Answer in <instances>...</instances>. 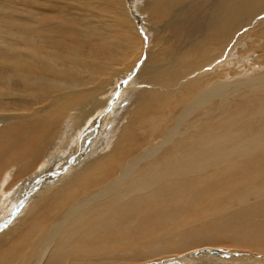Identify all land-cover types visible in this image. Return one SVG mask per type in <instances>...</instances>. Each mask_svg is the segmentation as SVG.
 <instances>
[{"label":"bare ground","instance_id":"6f19581e","mask_svg":"<svg viewBox=\"0 0 264 264\" xmlns=\"http://www.w3.org/2000/svg\"><path fill=\"white\" fill-rule=\"evenodd\" d=\"M122 84L0 264H264V0H0V193L41 183Z\"/></svg>","mask_w":264,"mask_h":264},{"label":"rangeland","instance_id":"374dc122","mask_svg":"<svg viewBox=\"0 0 264 264\" xmlns=\"http://www.w3.org/2000/svg\"><path fill=\"white\" fill-rule=\"evenodd\" d=\"M130 5H132V0H130ZM143 31H144V38H139V42H138V40H137V38H136V36H134L133 37V44H134V46L135 47H138V45L140 44V46H141V48L145 51V49H147L148 50V52H150L154 47H155V41H153V40H150L149 42H147V40H146V30H145V26L143 25ZM74 34L75 35H77V36H82V32L80 31V30H76L75 32H74ZM91 41V38L89 39V42ZM116 54V51H113V54ZM111 55V54H110ZM110 55H108V56H110ZM142 59L144 60V62H145V66H147V64H146V60H145V56H142ZM140 69V66H138V67H136L134 70H133V74H134V76L136 75V73L138 72V70ZM139 76L140 77H142L143 79H145V77L142 75V73H140L139 74ZM126 85V84H125ZM125 87V86H124ZM124 87H123V84H122V89L121 90H119L117 93H115L114 94V96H109V97H111V102L109 103V105H107V107H106V109L104 110V112L102 111V113L99 115V116H101V117H103L104 116V118L103 119H105L104 121H100V123H99V125L101 126H98L97 128H95V129H93V130H91V131H89V133H87V136H88V138L86 139V141H84V142H82V144L79 146V143L77 142L75 145L73 144V146H71L70 147V149L67 151L68 153H65L64 155H62L61 157H57V158H55V157H53V161H50L51 163H49L50 165H49V167L50 168H47V167H44L45 168V170L44 169H42L45 173H47L46 175H45V173L41 170L40 172L42 173L43 172V175H45L46 176V178H45V176H44V178H42L43 180H41L42 182L40 183L39 181H37V180H39V178L40 177H43V175L42 174H38L37 172H39V170H37V172H35V174H34V178H36L38 175L40 176L39 178L37 177L36 179H35V181H37V182H35L34 180H33V182H35V183H33V184H30V187H31V185H32V187L30 188H27V190H19V191H17V194L18 195H21V196H17V194L16 193H11V190L10 189H12V187H14L15 185L16 186H18L19 185V182L20 181H18L17 180V178L16 179H14V181H16L17 183L14 185H12L9 189L7 188V186H9V184H10V182L12 181V179L9 181V183L7 184V183H5V187L3 186V190H2V194H4V192H6V190H7V192H6V194H4V195H6V196H1V193H0V197H1V199L2 198H4L5 197V199H0V233L2 232H4L5 230H6V228H8V227H10V225L12 226L15 222H17L21 217H22V215L23 214H25L26 212H27V210H26V208L30 205V203H31V201L30 200H32L33 201V199L36 197L35 195H38V194H40L41 192V190H43L44 188H47V187H50V186H52V185H54L56 182H57V180L59 179V177L57 178V176H54V175H52L53 173V169H52V165H54V164H52V162L54 163V162H56L57 163V161L58 160H64V157H65V155H66V157L67 158H65V161H67L66 163H68V161L69 160H71L69 163H72V161H76V159H77V161H79L80 160V158H81V160H84L86 157H88L89 155H91L92 153H94V151L96 152L97 150H96V148H98L99 147V145H100V143L102 142V140H103V138H105L106 137V135L107 134H109L110 133V129H111V127H112V125H111V122L113 121L114 122V120H112L113 118H112V115H113V112H112V109H113V106L116 104V102H118V100H119V96H122L121 95V93L124 91ZM121 88V87H120ZM119 88V89H120ZM120 94V95H119ZM119 95V96H118ZM124 100H125V97L123 98ZM202 101H203V99H201L199 96H196L195 97V99H194V104L197 106V107H201V103H202ZM123 103V102H122ZM110 106V107H109ZM213 111V110H212ZM213 112H215V111H213ZM112 122V123H113ZM103 127V128H102ZM108 130H110V131H108ZM92 133V134H91ZM100 136V137H99ZM90 137V138H89ZM73 147V148H72ZM113 147V146H112ZM112 147H110V148H112ZM93 148V149H92ZM109 148V149H110ZM78 149V150H77ZM95 149V150H94ZM93 150V151H92ZM71 151H73V154L71 155L70 153H72ZM76 151V152H75ZM78 152V153H77ZM79 152H81V153H79ZM85 152L87 153V154H85ZM91 152V153H90ZM75 153V154H74ZM61 154H63V153H61ZM69 154V155H68ZM77 154V155H76ZM79 154V155H78ZM82 154V155H81ZM89 154V155H88ZM70 156V157H69ZM74 156H79V160H78V158H76V157H74ZM84 156V158L82 159V157ZM54 158H55V161H54ZM61 158V159H60ZM81 161H79V163H80ZM65 163V164H66ZM78 163V164H79ZM64 164V165H65ZM69 166V165H68ZM58 167H60V165L58 166ZM64 167V166H63ZM49 169V170H47V169ZM52 169V170H51ZM54 169H56V168H54ZM47 171H49V173L47 172ZM50 172H51V175H50ZM61 172V170H59L58 171V173H60ZM55 173V172H54ZM37 174V175H36ZM54 177V178H53ZM56 177V178H55ZM47 178H51V179H47ZM47 179V180H46ZM56 179V180H55ZM50 181V182H49ZM48 183H50L49 185H48ZM45 184H46V186H45ZM28 185V184H27ZM45 187H44V186ZM7 188V189H6ZM23 188L25 189V186H23ZM42 188V189H41ZM9 190V191H8ZM34 191H36V192H34ZM9 192L11 193L10 195H9ZM21 192V193H20ZM23 192V193H22ZM32 192V193H31ZM35 193V194H34ZM16 194V195H15ZM8 195H9V197L11 198L10 200L8 199L9 197H8ZM23 196V197H22ZM33 196H35V197H33ZM6 197H7V199L8 200H6ZM23 198V199H22ZM7 202H6V201ZM14 203V204H13ZM28 206H27V205ZM9 206V207H8ZM11 206H13V207H11ZM27 206V207H26ZM3 207V208H2ZM13 209V210H12ZM26 210V211H25ZM11 214V215H10ZM16 217V218H15ZM15 218V219H14ZM14 219V220H13ZM9 220V221H8ZM14 221V222H13ZM7 224V226H5ZM10 224V225H9ZM1 233V234H2ZM0 234V235H1ZM204 250V249H203ZM230 251V250H229ZM233 253H237V254H239L238 252H246V253H250V254H258V255H260V253L258 252V251H251V250H241V249H233ZM236 251H238V252H236ZM204 252H202V254H203ZM205 254V253H204ZM169 257H167V258H155V259H152V261L153 262H161V261H163L164 262V260H166V259H168ZM170 259V258H169ZM167 261V260H166ZM170 261V260H169ZM150 263V262H149ZM139 264H145V263H139ZM157 264V263H156Z\"/></svg>","mask_w":264,"mask_h":264}]
</instances>
